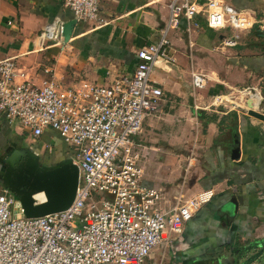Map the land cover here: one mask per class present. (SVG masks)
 Instances as JSON below:
<instances>
[{
  "label": "crops",
  "instance_id": "obj_1",
  "mask_svg": "<svg viewBox=\"0 0 264 264\" xmlns=\"http://www.w3.org/2000/svg\"><path fill=\"white\" fill-rule=\"evenodd\" d=\"M231 2L252 12L256 21L239 32L236 45L225 44L233 32L209 27L201 15L180 18L168 32L174 62L158 61L152 70L151 79L163 96L135 136L144 161L141 184L160 188L170 204L179 194L189 197L208 188L215 193L185 223L181 235L156 248L142 264H257L264 258V125L245 113L195 108L203 106L207 96L240 87L255 88L264 98V19H256L263 0ZM168 3L99 0V20L76 22L70 39L55 44L41 34L55 20L74 19L63 0H0V60L15 59L24 75L17 76L18 82L27 79L40 86L52 81L62 87L107 84L134 71L136 51L158 39L168 18ZM195 71L207 76L202 89L192 86ZM3 129L19 135L18 126H10L0 115ZM21 143L60 155L69 152L52 129L36 140L23 137ZM236 146L239 156L234 159ZM191 150L195 157L189 155ZM37 196L43 199L42 194ZM160 248L159 263L155 254ZM254 248L258 253L252 263L249 255Z\"/></svg>",
  "mask_w": 264,
  "mask_h": 264
},
{
  "label": "built area",
  "instance_id": "obj_2",
  "mask_svg": "<svg viewBox=\"0 0 264 264\" xmlns=\"http://www.w3.org/2000/svg\"><path fill=\"white\" fill-rule=\"evenodd\" d=\"M63 2L76 22L99 20V0ZM196 15L215 30L233 32L225 40L231 46L237 44L240 31L256 22L252 12L235 7L231 0H169L158 39L137 49L132 73L107 84L18 82L17 76L24 75L15 59L0 60V115L32 140L45 129L57 131L79 169L72 203L40 217H25L14 194L0 184V264H142L156 248L181 235L185 223L212 199L215 191L208 188L189 197L179 194L170 204L160 188L144 187L143 155L135 141L163 96L151 79L152 70L158 61L174 62L168 32L180 18L192 20ZM64 23L47 24L41 35L62 43ZM191 81L193 88L202 89L207 76L195 71ZM224 95L207 96L203 106L195 108L226 104ZM12 208L19 211L14 215Z\"/></svg>",
  "mask_w": 264,
  "mask_h": 264
},
{
  "label": "water",
  "instance_id": "obj_3",
  "mask_svg": "<svg viewBox=\"0 0 264 264\" xmlns=\"http://www.w3.org/2000/svg\"><path fill=\"white\" fill-rule=\"evenodd\" d=\"M75 24V19L64 23L63 42L70 39ZM263 104L262 98L259 106ZM247 106V115L264 123V110H253L249 103ZM231 156L234 159L239 156V146L233 148ZM78 182L79 169L69 154L55 162L42 163L37 151L29 146L0 149V184L14 194L25 217L66 209L74 200ZM39 194L43 195L42 200H38ZM232 201L236 207L235 199Z\"/></svg>",
  "mask_w": 264,
  "mask_h": 264
},
{
  "label": "rangeland",
  "instance_id": "obj_4",
  "mask_svg": "<svg viewBox=\"0 0 264 264\" xmlns=\"http://www.w3.org/2000/svg\"><path fill=\"white\" fill-rule=\"evenodd\" d=\"M264 0H263V8L262 9H259L258 13H259V16H257L256 14V19L257 18H261V19H264ZM263 10V11H262ZM262 24L264 25V21H262ZM244 88H236V89H233L231 92H227V93H222V94H225L227 96L224 95V98H227V101H236L240 106H231L230 104H220L218 107H213L211 108L212 109H215V108H221L223 109L224 111H232V112H238V113H245L247 115V110H248V106H247V101L248 100V97L250 95V93H255L254 90H252L251 92H249V90H243ZM260 93V92H259ZM262 97V95H261ZM263 98V97H262ZM258 100H260V97H258ZM263 101H264V98H263ZM252 108V107H250ZM209 110V109H208ZM253 110H256V111H263L264 110V104L263 106H259L257 107L256 109H253ZM260 122V121H259ZM260 124L264 125L263 122H260ZM18 134L19 135H22L23 137H28V135H26L22 130H18ZM11 135V136H10ZM15 134L13 131L12 133L11 132H6V130L3 131V133H0V145L2 144V142H4V140L2 141V138L4 137H7V138H10V140H14V137H15ZM43 151V150H42ZM42 151L38 152L39 153V156L43 157V153H41ZM194 152L193 150H191L190 154L191 156L195 157V154L192 153ZM186 197V196H184ZM19 211L18 208H12V213L15 215L17 212ZM161 249L160 248L159 250H156V262H161V258H157L158 254L161 252ZM257 248H254L253 252L249 255L250 259H252V263L255 262L257 260L256 256H257V253L258 251H256ZM255 261H254V260ZM164 262V261H163ZM167 264H168V261H166ZM257 264H264V258L262 260H260V262H257Z\"/></svg>",
  "mask_w": 264,
  "mask_h": 264
},
{
  "label": "flooded vegetation",
  "instance_id": "obj_5",
  "mask_svg": "<svg viewBox=\"0 0 264 264\" xmlns=\"http://www.w3.org/2000/svg\"><path fill=\"white\" fill-rule=\"evenodd\" d=\"M19 145H21V146H19ZM14 144V143H9V144H7V145H5V146H3V148L2 149H6V147H14V148H20V147H22V146H25V144H23V143H21V144ZM30 148H33L34 150H36L37 151V154H38V156H39V153L38 152H40L41 151V149L40 150H37V148L36 147H33V145H28ZM1 149V148H0ZM41 153H43V157H41V156H39V158H40V161L42 162V163H52V161L53 160H55L60 154H61V152H60V154H59V151H48L47 149H43V151L41 152ZM61 156V155H60ZM59 156V157H60Z\"/></svg>",
  "mask_w": 264,
  "mask_h": 264
},
{
  "label": "bare ground",
  "instance_id": "obj_6",
  "mask_svg": "<svg viewBox=\"0 0 264 264\" xmlns=\"http://www.w3.org/2000/svg\"><path fill=\"white\" fill-rule=\"evenodd\" d=\"M260 96V100H259V102L257 103L256 102V100H255V97L256 96ZM261 100H262V97H261V95L259 94V92H256V93H254V94H251L250 95V98H249V100H248V103H249V105L254 109V108H257L259 105H260V103H261ZM247 101V100H246ZM222 102L223 103H227V104H230V105H232V106H240L236 101H233V100H231V101H227V98H224V96L222 97ZM37 198H38V200H39V196H37Z\"/></svg>",
  "mask_w": 264,
  "mask_h": 264
},
{
  "label": "trees",
  "instance_id": "obj_7",
  "mask_svg": "<svg viewBox=\"0 0 264 264\" xmlns=\"http://www.w3.org/2000/svg\"><path fill=\"white\" fill-rule=\"evenodd\" d=\"M4 130H5V129L0 130V133H3ZM10 136H11V135H10ZM22 139H23V136H22V135H15L14 140H10V138L4 137V139L2 138V141L4 140V142H2V144L0 145V148H1V150H3V149H2L3 146H5V145H7V144H9V143H11V142H14V144H18V145H19V144H21ZM19 146H21V145H19ZM66 155H68V154L65 153L64 155H61L60 158H61V157H65ZM57 159H59V158H56V159L53 160L52 162H55ZM16 199H17V198H16Z\"/></svg>",
  "mask_w": 264,
  "mask_h": 264
}]
</instances>
